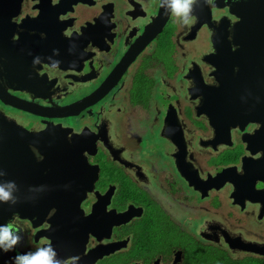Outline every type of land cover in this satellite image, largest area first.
<instances>
[{"label": "flooded vegetation", "instance_id": "af4514ba", "mask_svg": "<svg viewBox=\"0 0 264 264\" xmlns=\"http://www.w3.org/2000/svg\"><path fill=\"white\" fill-rule=\"evenodd\" d=\"M262 1L195 0L185 25L167 0H0L21 237L0 264L264 260V35L232 32Z\"/></svg>", "mask_w": 264, "mask_h": 264}, {"label": "water", "instance_id": "95a60500", "mask_svg": "<svg viewBox=\"0 0 264 264\" xmlns=\"http://www.w3.org/2000/svg\"><path fill=\"white\" fill-rule=\"evenodd\" d=\"M257 4L258 6L261 5L260 1H258ZM263 5H264V0L262 1V6ZM238 9H239V6L232 7L230 12L234 13L239 18L240 12ZM248 15L249 16L253 15L251 13V10L249 11ZM257 16H258V11H257ZM262 16H264V12L262 13ZM251 21L252 20L250 19L247 20L246 23L244 21L243 22L237 21L232 27V32H234L237 43H241L244 39H246L248 41H251V44L247 42L249 45L253 46L256 43L257 46L259 47L260 45L259 42L257 41V39L252 37L251 34L256 31H262L264 35V21L263 23H260V24L252 23ZM238 38L239 40H237ZM262 41H263V46H264V36H263ZM242 53H243L242 50H236L234 52V55L239 56V55H242ZM241 62L243 61L241 60ZM0 99L6 105H10L12 107L17 106V102L15 99L5 94H2L1 92H0ZM35 111L39 112L38 110H35ZM15 144L16 142L14 140L11 144L0 146V187H3L5 191H8L12 198L7 203L0 201V226H3L13 216V214L15 213V208H16V202L12 203V201H15L14 187L9 186L13 184L14 171H15V168L17 167L15 163V160H16Z\"/></svg>", "mask_w": 264, "mask_h": 264}, {"label": "clouds", "instance_id": "9594fccd", "mask_svg": "<svg viewBox=\"0 0 264 264\" xmlns=\"http://www.w3.org/2000/svg\"><path fill=\"white\" fill-rule=\"evenodd\" d=\"M194 2L195 0H167V9L177 17L180 23L191 24L195 20V17L191 15ZM161 6L164 5L161 3ZM11 199L10 193L0 187V201L7 203ZM12 203H15V201H12ZM20 240L21 237L17 234V229L12 223L0 226V248H3L4 251L11 250ZM15 261L16 264H61L56 259V252L50 244L47 247L38 248L35 252L18 255ZM64 264H68V262L64 261Z\"/></svg>", "mask_w": 264, "mask_h": 264}, {"label": "trees", "instance_id": "16d2710c", "mask_svg": "<svg viewBox=\"0 0 264 264\" xmlns=\"http://www.w3.org/2000/svg\"><path fill=\"white\" fill-rule=\"evenodd\" d=\"M222 264H264V260L259 261V260H256V259H246V260L241 261V262L240 261L236 262V261L229 260V261H226V262H224Z\"/></svg>", "mask_w": 264, "mask_h": 264}]
</instances>
